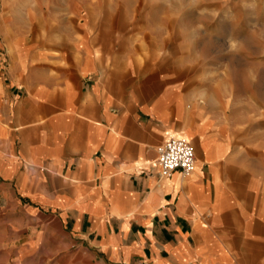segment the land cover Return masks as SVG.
<instances>
[{"label":"crops","instance_id":"0c3cea01","mask_svg":"<svg viewBox=\"0 0 264 264\" xmlns=\"http://www.w3.org/2000/svg\"><path fill=\"white\" fill-rule=\"evenodd\" d=\"M83 8L57 31L0 22V253L264 264V100L228 86L203 96L179 68L119 58L102 24L77 20ZM171 137L193 144L191 173L161 175Z\"/></svg>","mask_w":264,"mask_h":264},{"label":"rangeland","instance_id":"374dc122","mask_svg":"<svg viewBox=\"0 0 264 264\" xmlns=\"http://www.w3.org/2000/svg\"><path fill=\"white\" fill-rule=\"evenodd\" d=\"M79 2L77 20L102 24L98 32L119 58L133 53L144 64L179 68L203 96L228 86L231 95L264 100V0H0V22L57 31ZM7 256L0 253V264H11Z\"/></svg>","mask_w":264,"mask_h":264},{"label":"built area","instance_id":"2783aa9c","mask_svg":"<svg viewBox=\"0 0 264 264\" xmlns=\"http://www.w3.org/2000/svg\"><path fill=\"white\" fill-rule=\"evenodd\" d=\"M157 162L163 177H171L176 170L189 174L196 167L195 148L184 137H171L158 146Z\"/></svg>","mask_w":264,"mask_h":264}]
</instances>
